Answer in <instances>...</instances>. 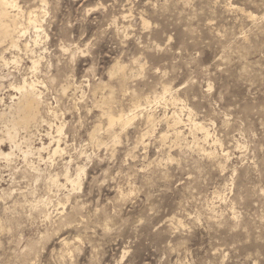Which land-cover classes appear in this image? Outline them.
I'll use <instances>...</instances> for the list:
<instances>
[{"label":"rangeland","instance_id":"rangeland-1","mask_svg":"<svg viewBox=\"0 0 264 264\" xmlns=\"http://www.w3.org/2000/svg\"><path fill=\"white\" fill-rule=\"evenodd\" d=\"M15 2L0 264H264V0ZM22 78L39 112L12 143Z\"/></svg>","mask_w":264,"mask_h":264},{"label":"bare ground","instance_id":"bare-ground-1","mask_svg":"<svg viewBox=\"0 0 264 264\" xmlns=\"http://www.w3.org/2000/svg\"><path fill=\"white\" fill-rule=\"evenodd\" d=\"M17 7L18 6H17L15 0H0V47L3 44L7 43L9 45V48L17 49V50L19 49V38L24 34V32L20 27V16H22L21 11ZM27 21H28V25H30L31 27L36 29V32L39 31L38 29H40L39 28L40 26H39V24L37 25L39 19H38V16L36 14V11H31L28 13ZM0 59L4 65L7 64V61L4 57L1 56ZM36 64H37V62L33 61L32 67L35 68ZM9 86H10V88L17 90L19 93V96L17 98L11 97L12 100H14V99L16 100V101H13V106L15 105V107L17 108L16 109L17 114L13 118L12 126H8L5 124L4 125L5 127L3 126V128H5L4 135L7 136V139L9 141H11L12 143H16L15 137L18 136L19 131L22 129V131L24 130V131L28 132V130L31 129V126L36 122V116L39 112V101H38L39 95L35 96V83L33 81L28 82L26 80V78H22V81L20 84L15 85L13 83H10ZM11 107H12V105H11ZM9 110H10V107H9ZM148 116L149 115H147V117ZM1 117H2V115H1ZM148 119L150 120L151 118L149 117ZM180 119L181 118H179L177 115L173 114L171 116V120L173 121L174 125L178 124L180 122ZM130 120L131 119H129V117L124 118L121 115L116 118L111 114L108 117L109 125H112L113 123H116V122H123L126 125V123L127 122L129 123ZM38 121H37V123H38ZM39 123H40V121H39ZM173 127H175V126H173ZM199 128H200V130L204 131L202 133V134H204L203 137L204 136L206 137L207 131L202 126H200ZM57 129L59 132L60 131L59 128H57ZM197 130H198V128H197ZM32 131H33V129H32ZM23 133H25V132H23ZM178 137H179V135H178ZM17 145H15V146H17ZM55 145H56L55 147H52L51 145L44 147L42 145L40 148H36L35 150L40 155L41 150L47 149L49 147V149H51L53 153H56V152L58 153V151L60 150L58 142H56ZM10 155H11V152L5 153L0 148V156L1 157L8 159ZM76 179L75 180L72 179V181H71L75 185L79 184L78 180H76ZM56 180H57V178H56ZM54 182L56 183V181H54ZM68 182H70V181H68Z\"/></svg>","mask_w":264,"mask_h":264}]
</instances>
